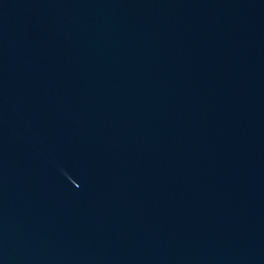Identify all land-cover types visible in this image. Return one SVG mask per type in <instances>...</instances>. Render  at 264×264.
Masks as SVG:
<instances>
[{"label": "water", "instance_id": "1", "mask_svg": "<svg viewBox=\"0 0 264 264\" xmlns=\"http://www.w3.org/2000/svg\"><path fill=\"white\" fill-rule=\"evenodd\" d=\"M0 264H264V0H0Z\"/></svg>", "mask_w": 264, "mask_h": 264}]
</instances>
